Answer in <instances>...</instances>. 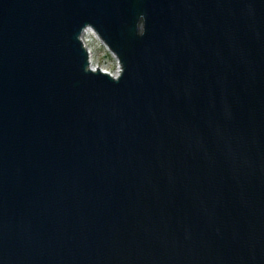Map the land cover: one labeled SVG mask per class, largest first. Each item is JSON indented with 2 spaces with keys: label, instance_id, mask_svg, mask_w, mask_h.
<instances>
[{
  "label": "water",
  "instance_id": "1",
  "mask_svg": "<svg viewBox=\"0 0 264 264\" xmlns=\"http://www.w3.org/2000/svg\"><path fill=\"white\" fill-rule=\"evenodd\" d=\"M0 264H264V0H0Z\"/></svg>",
  "mask_w": 264,
  "mask_h": 264
},
{
  "label": "bare ground",
  "instance_id": "2",
  "mask_svg": "<svg viewBox=\"0 0 264 264\" xmlns=\"http://www.w3.org/2000/svg\"><path fill=\"white\" fill-rule=\"evenodd\" d=\"M85 33H86V31L84 32V35H85ZM80 40H81V37H80ZM85 42L88 43V40L85 41ZM90 45L92 47V44H90ZM111 59H114V58H111ZM114 60H115V64H114V67H112V66H107L106 64L101 63V62H94V58L92 57L90 59L91 68H90L89 71H94V70H97L98 69V72H101L103 74H106L109 77H116L117 74H118V72H119V70H120V66H119L117 60L116 59H114Z\"/></svg>",
  "mask_w": 264,
  "mask_h": 264
},
{
  "label": "rangeland",
  "instance_id": "3",
  "mask_svg": "<svg viewBox=\"0 0 264 264\" xmlns=\"http://www.w3.org/2000/svg\"><path fill=\"white\" fill-rule=\"evenodd\" d=\"M94 46H96V43H94ZM97 54L95 55V61L96 62H101L106 64L107 66H112L114 67L115 64V60L108 58L105 56V53H107L105 50L101 51V50H97L96 52Z\"/></svg>",
  "mask_w": 264,
  "mask_h": 264
}]
</instances>
